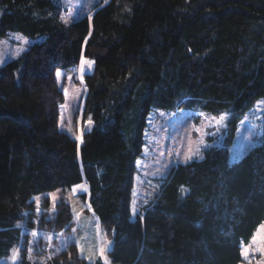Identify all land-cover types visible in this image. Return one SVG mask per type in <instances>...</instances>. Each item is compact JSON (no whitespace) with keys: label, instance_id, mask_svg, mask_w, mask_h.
Here are the masks:
<instances>
[{"label":"trees","instance_id":"1","mask_svg":"<svg viewBox=\"0 0 264 264\" xmlns=\"http://www.w3.org/2000/svg\"><path fill=\"white\" fill-rule=\"evenodd\" d=\"M12 31L35 41L0 66V258L19 246L18 264H105L75 241L29 253L38 225L70 231L84 183L113 262L242 264L264 222V137L235 162L226 145L175 164L135 220L131 201L151 111H228L235 132L264 98V0H103L67 23L56 0H0V37ZM86 58L79 143L59 129L57 71Z\"/></svg>","mask_w":264,"mask_h":264},{"label":"rangeland","instance_id":"2","mask_svg":"<svg viewBox=\"0 0 264 264\" xmlns=\"http://www.w3.org/2000/svg\"><path fill=\"white\" fill-rule=\"evenodd\" d=\"M103 0H56L60 7V17L63 21L71 22L85 14ZM35 40L21 32L12 31L5 37H0V66L8 60L20 55ZM71 69H59L61 75L57 77L65 99L60 103L59 129L78 138L79 143L83 132L91 129L92 123L81 124V112L86 93L84 74L88 71L87 64L81 71V64ZM225 119L221 121L219 118ZM216 119H213V118ZM233 114L228 111L214 113L199 109L181 108L178 110H153L147 118L144 130V146L136 165L133 196L131 201L132 219L135 220L140 207L149 202L159 191L162 182L171 168L178 163H188L194 159H201L204 152L215 146L229 147V161L235 162L245 156L250 150L259 145L264 137V98L260 99L248 110L232 132ZM83 185V184H81ZM74 188V187H73ZM85 191V187L78 193L72 192L69 200L74 215V223L70 231H49L37 226L28 243L29 253L39 248L40 237H44L49 254L62 249L68 242L78 244L80 254L89 262L100 257L105 258L107 264H120L112 260L110 251L114 243V231L107 227H100L99 221L87 202L77 194ZM48 194V193H47ZM52 199L51 207L60 200L63 192L56 190L49 193ZM37 203L41 202L35 197ZM135 208V213H133ZM40 206L37 209V215ZM38 219V216L36 220ZM256 237L255 242L253 237ZM251 240L242 245L249 249L247 256H243L242 264H264V222L259 226ZM103 250V255H101ZM19 246H15L8 256L0 258L1 264L19 263Z\"/></svg>","mask_w":264,"mask_h":264},{"label":"snow or ice","instance_id":"3","mask_svg":"<svg viewBox=\"0 0 264 264\" xmlns=\"http://www.w3.org/2000/svg\"><path fill=\"white\" fill-rule=\"evenodd\" d=\"M64 22L67 23L66 20H65ZM92 63H93V62H91V61H83L82 64H81V71H83V68H84V65H85V64H87L89 67H91V64H92ZM60 75H61V74H60L59 72H57V77H60ZM213 119H216V118L214 117ZM219 119H220L221 121H223V120L225 119V117L221 116ZM133 213H135V208H133ZM255 240H256V237L254 236V237H253V241L255 242ZM248 253H249V249H248L247 247L244 248L243 251H242V255L247 256ZM101 255H103V250H101ZM105 264H107V260H106V258H105Z\"/></svg>","mask_w":264,"mask_h":264},{"label":"bare ground","instance_id":"4","mask_svg":"<svg viewBox=\"0 0 264 264\" xmlns=\"http://www.w3.org/2000/svg\"><path fill=\"white\" fill-rule=\"evenodd\" d=\"M87 61H91V62H93V63L91 64V67H89L88 65H86L87 68H88V71H90L91 69H94V61L91 60V59H89V60H87ZM82 188H83V185L79 184V185L75 186L73 189H74V192H75V193H78L79 191L82 190Z\"/></svg>","mask_w":264,"mask_h":264},{"label":"crops","instance_id":"5","mask_svg":"<svg viewBox=\"0 0 264 264\" xmlns=\"http://www.w3.org/2000/svg\"><path fill=\"white\" fill-rule=\"evenodd\" d=\"M84 185V184H83Z\"/></svg>","mask_w":264,"mask_h":264}]
</instances>
